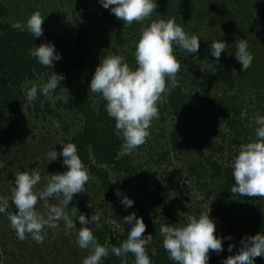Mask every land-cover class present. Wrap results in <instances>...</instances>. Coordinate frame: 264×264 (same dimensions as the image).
<instances>
[{"label": "trees", "instance_id": "trees-1", "mask_svg": "<svg viewBox=\"0 0 264 264\" xmlns=\"http://www.w3.org/2000/svg\"><path fill=\"white\" fill-rule=\"evenodd\" d=\"M153 2L157 8L149 19L143 24L133 22L128 26L116 18L111 6L105 9L100 0H0V152L10 149L15 132L19 133L16 127L19 126L18 118L25 116L23 109L28 114L27 119L38 124L58 122L69 114L75 122H63L59 126L60 131L55 133L63 134V137L50 149L58 153L55 168L57 173L67 170L59 153L63 150V143L72 142L91 177L86 184L87 192L73 196L66 209L68 213L72 207L78 210L77 216L72 217L76 228L70 232L77 237L81 227L77 219L79 214L90 219L92 214L99 213L102 226L94 228L98 243L108 248L119 247L131 228V225L124 224L123 218L134 212L146 224L143 235L153 236L146 248L151 264H175L163 248L160 226L183 224L189 216H199L209 207L210 218L222 232L232 237L228 240L236 249L240 248L242 238L264 234V203L257 202L260 198L231 193L235 184L233 160L241 144L254 140L249 127L257 126L256 115L264 116V0ZM205 5L209 7L205 21L203 15L186 21L191 10ZM34 7L45 16L40 37H33L26 29L11 27L16 21L26 23ZM54 12H59L53 21L56 27L48 20L53 15H47ZM161 18H175L188 34L196 35L200 27L210 34L200 40L199 51L195 54L174 45V55L181 63L177 74L179 86L163 96L164 102L158 105L159 118L155 119L168 124V118L170 124L151 125L148 152L138 160L134 152L125 154L121 150L123 140L115 130L114 119L107 114V102L101 95L90 92V82L100 57L107 54L122 55L135 70L134 53L140 29ZM239 39L247 40L254 57L246 72L242 71V65L234 55L235 43ZM214 40L228 45L219 61L211 55L210 45ZM42 43L54 44L61 56L53 62L52 68L42 66L28 53L30 48ZM53 72L62 74L64 79L52 93V98L38 93L35 101H28L26 92L32 84L39 87ZM71 89L74 93L65 101L64 94ZM24 121L28 125L33 123L30 124L26 117ZM16 151L23 154L21 147ZM182 160L184 168L178 166L176 170L191 180L192 188L198 190L208 204L195 202L187 218L179 213L183 208L174 206L181 199L189 201L183 195L185 186L176 183L175 195L170 198L166 184L172 182L171 178L162 181L154 178L155 167L163 166L169 176L172 173L166 172L168 166ZM3 181L6 179L1 171L0 185ZM144 191L148 193L143 197L146 201L131 198V194ZM117 192L121 195L118 196ZM124 196L134 201L133 206L125 207L121 203ZM13 211L16 208L9 198L8 210L0 213L1 228L3 221L8 219V212ZM216 232L217 236L221 234ZM51 245L54 244L50 243L49 250ZM75 245L78 244L70 248V253L76 251ZM51 251L58 253L60 250ZM40 252L35 249L29 257L40 262L51 258L49 253L41 255ZM213 253L210 250L208 264L214 263ZM255 260L264 264V256ZM72 261L77 264L80 258ZM50 262L66 264L69 261L62 254L61 257H52ZM101 264H135V256L128 253L117 257L110 252L102 258Z\"/></svg>", "mask_w": 264, "mask_h": 264}, {"label": "clouds", "instance_id": "clouds-1", "mask_svg": "<svg viewBox=\"0 0 264 264\" xmlns=\"http://www.w3.org/2000/svg\"><path fill=\"white\" fill-rule=\"evenodd\" d=\"M100 3L105 9L111 6V12L116 18L128 26L133 22L143 24L157 8L153 0H100ZM44 19L45 16L37 10L29 16L26 23L16 21L11 27L26 29L33 37H40L43 35ZM67 19L70 21L69 17ZM199 42L200 39L194 34L186 33L175 22V18H161L141 27L134 53L137 64L135 70L122 55L107 54L100 57V63L90 82V92L101 95L107 102V114L114 119L115 130L123 140V153L131 154L146 142L153 119L159 118L158 105L164 102L163 96L179 86L177 74L181 63L174 55V45L195 54L199 51ZM235 44L234 55L241 63L242 71L246 72L254 57L246 39H239ZM227 49L228 45L221 40H214L210 45L211 55L217 61ZM28 53L47 68H52L53 62L61 58L52 43H42L30 48ZM63 79L62 74L53 72L46 83L39 87L32 84L26 92L27 100L35 101L38 93L51 99L52 93ZM54 123L58 128V122ZM255 123L258 125L255 129L256 138L241 144L238 155L233 160L232 176L235 184L231 193L264 198V116L257 114ZM62 145L63 150L59 155L63 157L67 170L49 174L41 190H35L36 185L41 182V173L37 168L29 170L25 167L23 171L15 173V186L11 190L10 199L16 211L8 212V219L18 239L22 241L31 235L37 244L43 243L47 235L46 229H57L61 221L67 229L76 228L72 217L77 216V208L72 207L71 213L66 209L74 194L87 192L86 184L91 177L78 155L77 146L72 142ZM57 156L56 150H50L47 153L48 163L55 161ZM0 168H3L2 164ZM117 195L121 193L117 192ZM61 196L63 198L59 199V203H49ZM40 201L44 202L43 212L36 209ZM121 203L125 207H131L134 201L124 196ZM8 208L9 197L0 196V213H5ZM210 211L209 207L207 212L199 216H189L183 224L160 226L163 248L175 264H208L210 250L217 254L223 251V238L214 234L216 225L209 216ZM77 219L81 227L76 243L80 248L90 250L81 264H101L102 258L107 257L110 252L117 257L132 253L135 264H151L146 248L153 236L143 235L146 224L134 212L123 218L124 224L131 225L126 239L119 247L113 245L111 248L100 245L94 235V228L102 226L99 213L92 214L90 219L79 214ZM228 239L232 237L229 236ZM240 244L238 252L228 256L222 264H255L256 257L264 256V234L246 236L241 239ZM233 247V244H229L228 251L231 252Z\"/></svg>", "mask_w": 264, "mask_h": 264}, {"label": "rangeland", "instance_id": "rangeland-1", "mask_svg": "<svg viewBox=\"0 0 264 264\" xmlns=\"http://www.w3.org/2000/svg\"><path fill=\"white\" fill-rule=\"evenodd\" d=\"M41 1V0H40ZM210 3V1H209ZM30 4L31 1H30ZM20 5V4H19ZM22 7L25 9V3H23ZM34 11H37V8H33ZM55 11V10H54ZM209 11V7L202 6L201 8H196L190 11V15L188 18H186V21L188 22V19L190 20L191 18H196V17H202L205 16L204 21L206 19L207 12ZM47 15H53V16H48V20L52 23L55 21V18L58 17L59 12H54L53 14H47ZM187 15V14H185ZM53 19V20H52ZM182 21L184 22V19L182 18ZM185 21V22H186ZM185 23V25L187 24ZM54 27L57 25L54 24ZM209 32L202 30V27L199 28V31L196 33V36L199 37L200 40L202 38H207L209 37ZM96 36V34H95ZM93 44H95L93 42ZM97 44V43H96ZM216 62V61H215ZM77 80V79H76ZM78 86V85H77ZM74 93V90H70L69 92L64 94V100L70 95ZM24 112V118L26 117V120L30 122L31 125H28L25 123L24 118L20 117L18 118V124L16 128L19 130V133L15 132L14 135V141L10 149H4V151L0 152V164L3 165V168H0V172L2 171V175L6 181L2 182L0 185V196L3 195H8V197H11V190L15 186V173L17 171H23L25 167H28L29 170L37 168L40 173H41V182L36 185L35 190H41L45 183H46V177L49 174H55L58 171L55 168V162H50L48 163L47 159V153L50 151L51 147L55 145V142L57 140H60L61 135H56L55 132L60 131V127H56L54 121H51V123L48 124H38V122H34V120H29L28 114L26 111L23 109ZM169 125L170 121L168 118H166ZM75 119L70 117L69 114L64 115V119L58 121L59 126L63 122H75ZM56 122V121H55ZM35 124H38L37 127L33 126ZM162 124V122H156L155 119H153L151 125L154 127H158ZM165 126V125H164ZM19 127V128H18ZM258 127L257 126H250V132H251V137L253 139L256 138V133L255 129ZM156 133H161L159 129H154ZM166 131L168 129L166 128ZM72 133V131H71ZM67 135V134H66ZM148 138L146 142L140 146L138 149L136 148L133 152L137 155L138 160L143 159L144 156L148 152L147 144H148ZM20 145H18V144ZM21 147L23 154L21 155L19 152L16 151V148ZM159 151V148H158ZM185 161V159H184ZM182 162V163H181ZM180 166L181 168L183 167V160L179 161L178 163H173L168 166V169L166 170L167 173H172L171 175L167 176L164 172V167H155L154 172V178L157 180H164L167 177L171 178V183L166 184L167 190L170 192L169 194L171 195L170 198H173L175 195L176 188L175 184H179V186H185L182 188L184 190L183 195L188 197L189 201H186L184 199H181L180 201L174 203V206L177 208H183L182 210L180 209V214L182 217L185 216L187 218L189 214L191 213V209H193V205L195 202H199L202 205H208L205 203V199L203 197H200L201 194L198 192V190H194L192 188V182L187 176L181 171H177L176 168ZM50 168H52L54 171H51ZM184 168V167H183ZM182 168V169H183ZM163 183V182H162ZM164 184V183H163ZM148 194L147 191L140 192V193H135L131 194V198H136L138 200H144L143 197ZM79 194H74V196H78ZM62 196L56 200H50L49 203L57 204L59 203V199H61ZM11 200V199H10ZM200 200V201H199ZM204 203H203V201ZM146 201V200H144ZM258 203H264V198H260V201H257ZM43 201L38 202L36 205L37 211L43 212L44 207H43ZM259 203V204H260ZM207 208V207H206ZM183 211V212H182ZM8 221V222H7ZM63 222V221H62ZM61 223V222H60ZM1 224V221H0ZM216 225V231L220 232L217 236V232L215 231V235L218 238H223V251L219 254L216 252L213 253L214 255V263H209V264H222L223 260L226 259L230 255H235L238 252V248L236 249L235 246L233 247L232 251H228V246L229 244H232L231 241L228 240V235L225 232H222L223 230L218 227V224ZM47 235L45 237V242L37 244L31 237L30 235L27 236V239L25 240H20L18 239L15 230L10 226V221L9 219H5L3 221V226L2 228L0 227V256H1V261L0 264H52L51 258L52 257H61L62 254L66 256L67 262L66 264H73V259H79L80 262L77 264H81L83 258H85L89 254V249H82L80 247H77L78 245H75L76 251L75 252H69L71 251L70 248L73 247L74 244L76 243L77 237H75L74 232H70V229H67L65 227V224H59V227L57 229H46ZM74 240V244H73ZM76 240V241H75ZM49 242V243H47ZM50 243H53L54 245L50 246L49 250V245ZM44 244V245H43ZM234 245V244H233ZM53 248V249H51ZM35 249L39 250L40 254H46L49 253L51 258H47V260H38V261H33L32 257H29V253L33 252ZM56 250L59 249L60 251L56 253V251H51V250ZM75 257H77L75 259ZM255 264H259L257 260H255Z\"/></svg>", "mask_w": 264, "mask_h": 264}]
</instances>
